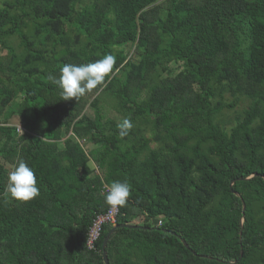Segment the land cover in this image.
Instances as JSON below:
<instances>
[{
  "label": "trees",
  "instance_id": "1",
  "mask_svg": "<svg viewBox=\"0 0 264 264\" xmlns=\"http://www.w3.org/2000/svg\"><path fill=\"white\" fill-rule=\"evenodd\" d=\"M106 54L104 84L63 100L61 67ZM20 159L29 203L5 195ZM114 181L116 225L142 227L110 264H264V0H3L0 264H106L114 225L87 241Z\"/></svg>",
  "mask_w": 264,
  "mask_h": 264
},
{
  "label": "clouds",
  "instance_id": "2",
  "mask_svg": "<svg viewBox=\"0 0 264 264\" xmlns=\"http://www.w3.org/2000/svg\"><path fill=\"white\" fill-rule=\"evenodd\" d=\"M116 58L111 54L87 64H65L60 69L58 79L54 82L61 89L63 100L78 99L102 86L106 77L113 71ZM133 128L130 118H124L117 124L120 138L127 137ZM34 170L23 159L9 172L5 195L20 203H29L40 195ZM131 195V186L127 182L114 181L105 195V203L110 210L127 204Z\"/></svg>",
  "mask_w": 264,
  "mask_h": 264
},
{
  "label": "built area",
  "instance_id": "3",
  "mask_svg": "<svg viewBox=\"0 0 264 264\" xmlns=\"http://www.w3.org/2000/svg\"><path fill=\"white\" fill-rule=\"evenodd\" d=\"M19 129L21 131H24V129L19 126ZM108 186H104L103 193L107 194ZM120 213V208L118 209H108L107 212L98 215L94 221L92 222V225L88 231V241H87V246L89 249H95V245L100 239L102 233H103V228L106 225H116L117 219L119 217ZM160 225H162V222H160Z\"/></svg>",
  "mask_w": 264,
  "mask_h": 264
},
{
  "label": "water",
  "instance_id": "4",
  "mask_svg": "<svg viewBox=\"0 0 264 264\" xmlns=\"http://www.w3.org/2000/svg\"><path fill=\"white\" fill-rule=\"evenodd\" d=\"M234 184H235V181H233V182L231 183V187H233ZM237 195H238V194H237ZM245 209H246V206L244 205V211H245ZM138 221H140V219H139ZM242 222H243V220H242ZM139 227H142V226H140V225H138V224H121V225H114V227L111 229V231L109 232V234L107 235V237L105 238L104 243H103V250H104V252H103V256H104V260H105L106 264H110V263H109L108 256H107V252H106V245H107V243H108L110 237L112 236V234H113L117 229H119V228H131V229H132V228H139ZM184 242H185V241H184ZM185 245L189 248V246H188L187 243H185ZM242 257H243V251H242V256H241V258H242Z\"/></svg>",
  "mask_w": 264,
  "mask_h": 264
},
{
  "label": "rangeland",
  "instance_id": "5",
  "mask_svg": "<svg viewBox=\"0 0 264 264\" xmlns=\"http://www.w3.org/2000/svg\"><path fill=\"white\" fill-rule=\"evenodd\" d=\"M2 3H3V0H0V6L2 5ZM227 99H229V101H232V97L230 96V95H227ZM246 105V102H244V101H242V103L241 104H239V106H237L236 107V111L237 112H241V110L244 108V106ZM12 123L14 124V125H19L20 124V122H19V120H18V118L17 117H15L13 120H12ZM21 126V125H20ZM87 150H88V148H87ZM106 186H110V185H108V184H105ZM141 221V220H140Z\"/></svg>",
  "mask_w": 264,
  "mask_h": 264
}]
</instances>
